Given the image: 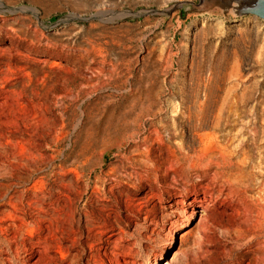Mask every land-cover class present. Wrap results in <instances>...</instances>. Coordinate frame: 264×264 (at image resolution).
<instances>
[{"label":"rangeland","instance_id":"rangeland-1","mask_svg":"<svg viewBox=\"0 0 264 264\" xmlns=\"http://www.w3.org/2000/svg\"><path fill=\"white\" fill-rule=\"evenodd\" d=\"M223 5L0 0V264H264V19Z\"/></svg>","mask_w":264,"mask_h":264},{"label":"bare ground","instance_id":"bare-ground-1","mask_svg":"<svg viewBox=\"0 0 264 264\" xmlns=\"http://www.w3.org/2000/svg\"><path fill=\"white\" fill-rule=\"evenodd\" d=\"M236 102L238 103V101L236 100ZM227 103H229V100H223L222 103H221V111H223V105H226ZM224 117V113L221 112L218 116V120H217V123L220 124L222 119ZM257 135V131L255 130L254 131V136ZM254 138V137H253ZM146 153V152H145ZM148 157V156H147ZM180 157L177 158V161H179ZM148 161L144 160V162L141 163V170L145 173H147V175L150 177L151 175V172L153 170V164H149V162L147 163ZM178 163V162H177ZM229 164L231 165H234V166H238V164L236 163H232L230 161L229 158H226L224 157L223 158V161H219V160H216V161H211L209 166L210 167H215L217 169V173H223L224 171H226L227 167H229ZM158 180L156 178H151V181L149 183L151 189L150 191L146 194V198H147V202H149L150 200H152L154 197H155V194H154V186L155 184L158 185ZM137 185V184H136ZM134 186V185H133ZM143 184L142 183H139V185L135 186L138 190H140L141 188H143ZM166 194V193H165ZM164 194V195H165ZM161 198L160 200L163 201V194H160L159 195ZM166 197V196H165ZM53 198H55L54 196H48L47 199L49 200H52ZM57 198V201L58 200H61V201H68V200H71V197L69 195H65L63 197H56ZM198 199L194 198L193 199V204H195V202H197ZM165 201V200H164ZM202 202H206L207 201V198H203V200H201ZM7 203H2L0 205V207L2 206H6ZM142 210V209H140ZM50 211V210H49ZM45 212V211H42L41 213L44 212L45 216H47L46 218H40L42 221H47L49 223V225H51L50 227L52 228L53 226H55V229L56 228H61L63 230L62 233H64L65 235L67 236H70L72 234H75V228L78 227V230L80 228H83V227H87V225H83V222H86V217L89 216V212L88 211H72V210H69V211H65V212H62L61 210H54V211H50V212ZM128 212V216L129 217H136V213L131 209L129 208V210L127 211ZM78 216V223L76 222L75 223V217ZM4 220H6L5 218H1V222H4ZM83 226V227H81ZM59 231V230H58ZM125 231V229L123 228L121 230V232L123 233ZM124 234V233H123ZM77 237H78V234L76 233L75 234ZM6 237V236H5ZM8 238V237H7ZM75 238V236H74ZM89 238V237H88ZM118 248V247H117ZM4 252V251H3ZM2 252V253H3ZM1 253V252H0ZM84 264H90L88 261L87 263H84Z\"/></svg>","mask_w":264,"mask_h":264},{"label":"water","instance_id":"water-1","mask_svg":"<svg viewBox=\"0 0 264 264\" xmlns=\"http://www.w3.org/2000/svg\"><path fill=\"white\" fill-rule=\"evenodd\" d=\"M204 1V0H202ZM225 12L231 10L237 16L254 14L264 19V0H223Z\"/></svg>","mask_w":264,"mask_h":264}]
</instances>
